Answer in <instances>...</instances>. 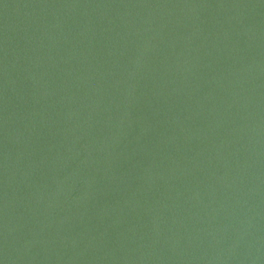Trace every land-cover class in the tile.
Masks as SVG:
<instances>
[{
  "label": "water",
  "instance_id": "1",
  "mask_svg": "<svg viewBox=\"0 0 264 264\" xmlns=\"http://www.w3.org/2000/svg\"><path fill=\"white\" fill-rule=\"evenodd\" d=\"M0 264H264V0H0Z\"/></svg>",
  "mask_w": 264,
  "mask_h": 264
}]
</instances>
